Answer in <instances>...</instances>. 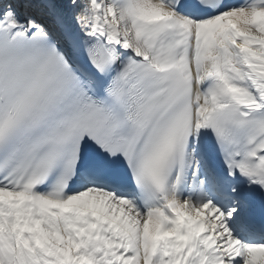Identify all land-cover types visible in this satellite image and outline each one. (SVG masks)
Here are the masks:
<instances>
[{
    "label": "snow or ice",
    "instance_id": "snow-or-ice-1",
    "mask_svg": "<svg viewBox=\"0 0 264 264\" xmlns=\"http://www.w3.org/2000/svg\"><path fill=\"white\" fill-rule=\"evenodd\" d=\"M0 264H264V0H0Z\"/></svg>",
    "mask_w": 264,
    "mask_h": 264
}]
</instances>
